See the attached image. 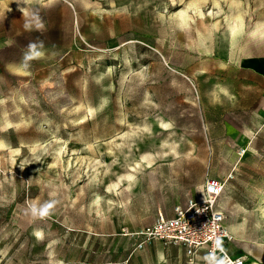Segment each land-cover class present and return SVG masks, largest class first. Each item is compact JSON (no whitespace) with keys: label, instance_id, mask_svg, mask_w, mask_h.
<instances>
[{"label":"rangeland","instance_id":"rangeland-1","mask_svg":"<svg viewBox=\"0 0 264 264\" xmlns=\"http://www.w3.org/2000/svg\"><path fill=\"white\" fill-rule=\"evenodd\" d=\"M209 176L264 264V0H0V264H190L134 234Z\"/></svg>","mask_w":264,"mask_h":264},{"label":"built area","instance_id":"built-area-1","mask_svg":"<svg viewBox=\"0 0 264 264\" xmlns=\"http://www.w3.org/2000/svg\"><path fill=\"white\" fill-rule=\"evenodd\" d=\"M226 183L217 176H209L203 190L176 203L171 210H159L152 223L141 227L134 234L136 247L145 249L160 242L182 248L190 264H199L213 248V240L222 239L230 264H247L244 256H235L234 234L227 224L228 216L220 205ZM225 253L217 250V255Z\"/></svg>","mask_w":264,"mask_h":264},{"label":"clouds","instance_id":"clouds-1","mask_svg":"<svg viewBox=\"0 0 264 264\" xmlns=\"http://www.w3.org/2000/svg\"><path fill=\"white\" fill-rule=\"evenodd\" d=\"M24 27L26 30H32L33 28L39 30L43 28V24L40 21L38 15L33 14L31 19L25 23ZM43 47L44 46L42 41L38 43L30 42L28 44L27 51L24 53L23 56L24 68H28L30 66L29 65L30 61L40 59L45 55L44 51L42 50ZM50 195L52 197H55V192H52ZM57 204H58V200L55 198H50L49 200H46L44 202L33 201L26 209V214L30 215V217L33 220L44 219L52 215ZM35 235L37 236V238H42V233L40 231H37ZM217 250H219L222 253H225L223 247V241L219 237L213 240L212 250H210L208 254L203 257L206 264H230V260L227 254L225 253L222 256H218Z\"/></svg>","mask_w":264,"mask_h":264},{"label":"bare ground","instance_id":"bare-ground-1","mask_svg":"<svg viewBox=\"0 0 264 264\" xmlns=\"http://www.w3.org/2000/svg\"><path fill=\"white\" fill-rule=\"evenodd\" d=\"M179 16H180L181 18H185V15H184L183 13H180ZM148 162H149V161H147V163H148ZM202 190H203V189H202ZM221 198H222V199H220V205H221L222 207H224V206H225V201H227L226 195L224 194V196L221 197ZM234 214L239 215V212L235 211ZM261 216L264 218V207H262ZM239 217H240L241 220L238 221V222L235 223V224H232V225H231V229H232L234 235L236 236V238H237L239 241L244 242V241H247L246 236H245L244 231H243V229L245 228V223H244V218H245V217H244V215H240ZM247 243H248V242H247Z\"/></svg>","mask_w":264,"mask_h":264}]
</instances>
